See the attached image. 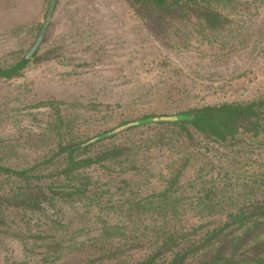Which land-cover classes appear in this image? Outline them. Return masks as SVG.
Masks as SVG:
<instances>
[{"label":"rangeland","instance_id":"1","mask_svg":"<svg viewBox=\"0 0 264 264\" xmlns=\"http://www.w3.org/2000/svg\"><path fill=\"white\" fill-rule=\"evenodd\" d=\"M49 2L0 0L1 11L21 13L14 28L0 32V70L28 54ZM195 6L222 15L224 26L207 29L188 10L162 15L157 27L130 0H58L36 56L0 78V166L29 171L48 193L92 184L86 194L55 197L38 211L1 208L0 264H113L100 256L118 249L129 262L148 252L157 227L201 233L241 211L245 199L264 197V115L258 135L240 130L225 142L192 126L124 129L92 148H125L123 156L60 174L67 165L60 147L145 116L264 98V0ZM46 102L58 104L37 107ZM93 104L113 108L95 111ZM20 185L0 174L2 193ZM167 188L171 204L162 217L144 203ZM108 227L111 238L101 232ZM260 243L253 254L264 253V233Z\"/></svg>","mask_w":264,"mask_h":264},{"label":"trees","instance_id":"2","mask_svg":"<svg viewBox=\"0 0 264 264\" xmlns=\"http://www.w3.org/2000/svg\"><path fill=\"white\" fill-rule=\"evenodd\" d=\"M134 6L147 12L155 26H160L163 21L162 15L178 11L180 13L190 10L195 12L202 25L207 29H217L224 26L222 15L199 11L195 6L198 0H130ZM156 12L153 15V12ZM36 56V55H35ZM56 102H46L37 105L41 107H52ZM113 106L91 105L89 109L95 111L110 110ZM264 98L248 104L223 103L218 105H207L190 109L179 116L187 119L179 122L165 120L164 117L155 115L145 116L141 119L124 124L110 132H106L67 147H60V153H66L67 165L60 174L69 175L74 171L87 169L96 165L103 166L125 154V148L114 147L101 151H93L92 148L119 133L121 130H129L153 123H168L177 126L182 131H189L192 126L205 136L225 142L228 138H234L243 130L258 135L263 126ZM181 170L175 175L176 182ZM0 174L12 175L21 180L22 185L12 189L8 193H2L0 189V210L3 207L22 208L29 211L43 209L44 204L53 206V198L70 199L75 195H84L92 184L90 180L81 182V186L61 185L59 187H48L49 193L45 192L43 186L34 185L35 179L30 177L27 170H15L10 167L0 166ZM172 181V183H174ZM264 186V181L262 182ZM169 188L153 196L151 200L146 199L144 205H149V210L167 216V206L171 204L168 197ZM51 194V195H48ZM157 198V199H155ZM259 198V197H258ZM206 201H212L207 195ZM143 205V206H144ZM212 206V205H209ZM241 211L229 212L225 220L219 225L198 232V228L192 230H167L165 227H157L149 240L146 252L140 258L131 257L132 261L122 260V253L118 249L109 251L100 256V261H108L113 264H264V253H254L261 246L260 237L264 233V197L262 199H245ZM2 225V219L0 218ZM112 228L101 229L103 236L113 237L110 232ZM145 248V247H144Z\"/></svg>","mask_w":264,"mask_h":264},{"label":"water","instance_id":"3","mask_svg":"<svg viewBox=\"0 0 264 264\" xmlns=\"http://www.w3.org/2000/svg\"><path fill=\"white\" fill-rule=\"evenodd\" d=\"M58 0H50L47 14L45 16V19L42 23L41 29L37 35L36 40L34 41L32 47L30 48L28 54L13 68L8 69V70H0V78H9L12 76H15L17 73H19L24 67L30 62V60L34 57L38 49L43 43V40L46 36V33L48 31V28L50 26V23L52 21L56 5H57ZM168 121L172 122H179L186 120V116H173V117H165L163 118Z\"/></svg>","mask_w":264,"mask_h":264},{"label":"crops","instance_id":"4","mask_svg":"<svg viewBox=\"0 0 264 264\" xmlns=\"http://www.w3.org/2000/svg\"><path fill=\"white\" fill-rule=\"evenodd\" d=\"M22 2L19 1V4H21ZM36 11L33 13L34 17L33 19L36 18ZM14 15V16H13ZM10 14L9 11H5L3 9V11H1L0 9V32H5L7 30H10L11 28H14V26L16 25L17 21L21 20V13H17V14Z\"/></svg>","mask_w":264,"mask_h":264}]
</instances>
